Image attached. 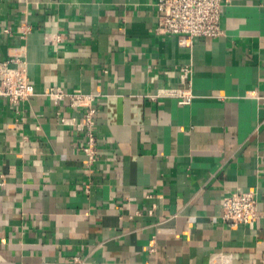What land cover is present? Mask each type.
Instances as JSON below:
<instances>
[{
  "label": "crops",
  "instance_id": "1",
  "mask_svg": "<svg viewBox=\"0 0 264 264\" xmlns=\"http://www.w3.org/2000/svg\"><path fill=\"white\" fill-rule=\"evenodd\" d=\"M227 1L220 37L182 45L156 0H0V63L36 90L0 101V264H264V0ZM187 66L192 103L160 97ZM48 87L97 95L93 171ZM249 189L232 228L221 201Z\"/></svg>",
  "mask_w": 264,
  "mask_h": 264
},
{
  "label": "built area",
  "instance_id": "2",
  "mask_svg": "<svg viewBox=\"0 0 264 264\" xmlns=\"http://www.w3.org/2000/svg\"><path fill=\"white\" fill-rule=\"evenodd\" d=\"M227 2V0H156L158 33L178 36L182 45H191L196 37L218 38L223 34L221 16ZM26 32H30V29L27 28ZM52 37L55 42L61 40L59 35ZM47 40L50 42L52 39L48 36ZM192 76V67H184L180 72L179 84L167 87L159 96L176 99L180 105H190L194 99L191 90ZM35 95V85L23 62L14 58L0 63V101L7 100L13 105H19L30 101ZM42 96L54 105L65 102L70 110L83 112V117L79 121L63 117L60 122L64 126L74 127L84 136L83 154L88 168L93 171L99 155L96 130V117L99 115L97 95L68 92L61 87H48L44 89ZM157 97L150 98L155 100ZM258 205L257 192L254 189L238 190L222 199L221 218L232 228L240 226L252 228L258 219Z\"/></svg>",
  "mask_w": 264,
  "mask_h": 264
}]
</instances>
